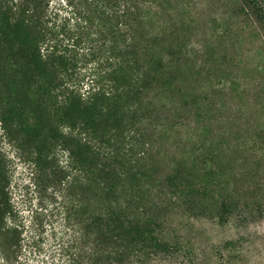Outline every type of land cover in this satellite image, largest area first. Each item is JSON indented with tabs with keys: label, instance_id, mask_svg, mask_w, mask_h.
I'll list each match as a JSON object with an SVG mask.
<instances>
[{
	"label": "trees",
	"instance_id": "1",
	"mask_svg": "<svg viewBox=\"0 0 264 264\" xmlns=\"http://www.w3.org/2000/svg\"><path fill=\"white\" fill-rule=\"evenodd\" d=\"M147 1L0 0V93L13 98L0 120L16 142L36 150L31 184L40 197L24 217L0 152V264H160L183 252L160 203L141 189L148 173L135 161L141 99L171 72L160 48L144 39ZM245 1L262 25L259 0ZM214 150L176 168L166 197L224 225L254 205L225 193V165L216 164ZM59 152L67 155L64 167ZM58 196L57 214L48 205ZM238 243L221 248L233 253L226 264H252Z\"/></svg>",
	"mask_w": 264,
	"mask_h": 264
},
{
	"label": "rangeland",
	"instance_id": "2",
	"mask_svg": "<svg viewBox=\"0 0 264 264\" xmlns=\"http://www.w3.org/2000/svg\"><path fill=\"white\" fill-rule=\"evenodd\" d=\"M147 2L144 39L160 48L174 73L166 72L162 84L141 99L139 119L145 125L135 161L148 173L141 189L160 203L169 237L184 246L160 264H226L233 253L221 248L230 240L239 242L252 264H264V23H257L245 0ZM259 2L264 9V0ZM169 76L175 77L172 84ZM10 101L0 93V114ZM214 149L220 154L216 164L225 165L230 189L225 193L254 205L224 225L194 216L175 197L171 202L166 197L168 176L185 162L211 157ZM35 151L8 135L0 120V152L8 161L13 201L27 219L40 204L31 184ZM57 160L67 165L64 152ZM54 200L44 203L58 214L62 200ZM249 236L252 242L245 241Z\"/></svg>",
	"mask_w": 264,
	"mask_h": 264
}]
</instances>
